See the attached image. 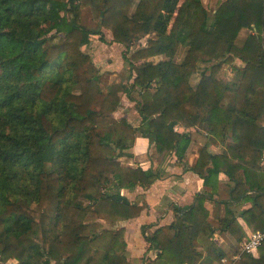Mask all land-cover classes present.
Listing matches in <instances>:
<instances>
[{
  "label": "trees",
  "instance_id": "trees-1",
  "mask_svg": "<svg viewBox=\"0 0 264 264\" xmlns=\"http://www.w3.org/2000/svg\"><path fill=\"white\" fill-rule=\"evenodd\" d=\"M88 8L125 47L127 78L106 91L85 52L95 37L106 43L102 30L83 26ZM225 65L234 73L229 82L219 76ZM122 95L142 119L137 128L118 118ZM193 129L230 144L218 155L197 146L190 170L212 191L173 205V223L152 235L142 227L157 252L145 264L205 257L220 264L226 254L213 248L211 218L238 243L247 236L217 181L228 176L239 200L244 174L263 161L264 0H218L213 13L202 0H0V264H129L125 229L104 223L139 218L148 205L121 191L151 187L161 176L121 159L132 157L140 135L183 160ZM261 207L242 214L246 221L261 215L255 231L264 229ZM236 264H264V244L258 257L244 254Z\"/></svg>",
  "mask_w": 264,
  "mask_h": 264
},
{
  "label": "crops",
  "instance_id": "crops-1",
  "mask_svg": "<svg viewBox=\"0 0 264 264\" xmlns=\"http://www.w3.org/2000/svg\"><path fill=\"white\" fill-rule=\"evenodd\" d=\"M136 114L135 120H131L129 117L125 118L128 119L133 127L137 128V126H140L142 119L138 112ZM191 135L193 143L183 160H177L174 152L158 153L155 147L150 145L149 141L140 135L136 136L133 147L128 151L132 157H122L121 159L125 166L133 168L142 166L145 169L152 168L161 176L160 180L151 187H139L134 191H121L132 203L148 205V208L143 211L139 218L117 224L108 223L113 227L112 229H125V238L128 245L125 256L129 264H145L144 258L155 259L157 257L156 251L149 250L150 245L143 234V226L148 225L147 234L152 235L158 229L173 223L175 218L173 205L182 208L190 206L197 194L203 193L206 190L212 191L210 188L206 189L201 177L190 170L196 164L199 157L197 146L209 145V151L212 154L218 155L227 152V145L230 143H226L227 145L215 144L203 130L198 132L193 129L191 130ZM241 186L244 191L242 198L232 200L231 193L235 188V183L223 174L220 175L217 181L218 196L230 203L231 210L236 213L238 222L247 235L241 243H238L229 233L220 230L221 225L219 220L210 219L218 229L213 240V248H217L226 254L220 264H236V257L239 255L241 249L240 246L251 234L258 232L255 231V227L262 221L261 215L257 214V216H254L255 218L248 216L250 221H246L242 214L254 210L257 204L264 207V157L260 169L249 171L246 175L244 174L243 185ZM214 205L213 201H207L206 203V207L211 212L214 209ZM194 246L200 247L197 242H194ZM254 256L258 257V252ZM8 264L19 263L12 261ZM200 264L219 263L205 257Z\"/></svg>",
  "mask_w": 264,
  "mask_h": 264
},
{
  "label": "rangeland",
  "instance_id": "rangeland-1",
  "mask_svg": "<svg viewBox=\"0 0 264 264\" xmlns=\"http://www.w3.org/2000/svg\"><path fill=\"white\" fill-rule=\"evenodd\" d=\"M202 2H204L205 7L208 8L211 13H213L218 0H202ZM83 26L93 31L102 30L105 37L106 43L101 42L98 37L93 38L91 44L85 49V52L92 57L95 66H97L101 70V73L103 75V88L106 91L109 85L114 83H121L127 78L128 72L123 60V52L125 51V47L114 42V38L111 32L101 27L99 21L94 19L89 8L84 11ZM247 34V31H243L241 36L244 37ZM145 41L146 40H144L142 44H145ZM138 47L139 46L137 45L135 48ZM185 53V49L181 50L176 58V61L181 62L185 57ZM234 63L240 67H243V64L239 61H236ZM219 76L220 79L226 82L233 80L234 73L232 72L231 66L225 65ZM199 81L200 72L193 76L192 84L196 86ZM136 95L137 94H135V96ZM122 98L123 102L122 106L119 109L118 118L120 119L122 117H129L131 120H135L137 111L134 109L133 103L126 96H123ZM104 224L108 228H113L108 223ZM145 231L148 233V225H146ZM149 234L151 233L149 232ZM143 261L145 263L146 258H144Z\"/></svg>",
  "mask_w": 264,
  "mask_h": 264
},
{
  "label": "built area",
  "instance_id": "built-area-1",
  "mask_svg": "<svg viewBox=\"0 0 264 264\" xmlns=\"http://www.w3.org/2000/svg\"><path fill=\"white\" fill-rule=\"evenodd\" d=\"M264 244V229L255 232L249 236L247 240L240 246V253L236 257L238 261L244 254L254 256ZM236 261V262H237Z\"/></svg>",
  "mask_w": 264,
  "mask_h": 264
}]
</instances>
